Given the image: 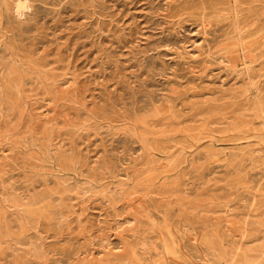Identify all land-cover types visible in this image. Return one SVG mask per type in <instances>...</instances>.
<instances>
[{
    "label": "rangeland",
    "instance_id": "374dc122",
    "mask_svg": "<svg viewBox=\"0 0 264 264\" xmlns=\"http://www.w3.org/2000/svg\"><path fill=\"white\" fill-rule=\"evenodd\" d=\"M0 264H264V0H0Z\"/></svg>",
    "mask_w": 264,
    "mask_h": 264
},
{
    "label": "bare ground",
    "instance_id": "6f19581e",
    "mask_svg": "<svg viewBox=\"0 0 264 264\" xmlns=\"http://www.w3.org/2000/svg\"><path fill=\"white\" fill-rule=\"evenodd\" d=\"M22 8V7H21ZM28 8V7H27ZM25 12H26V10H25Z\"/></svg>",
    "mask_w": 264,
    "mask_h": 264
}]
</instances>
